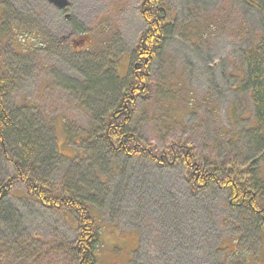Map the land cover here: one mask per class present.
<instances>
[{
	"label": "rangeland",
	"instance_id": "rangeland-1",
	"mask_svg": "<svg viewBox=\"0 0 264 264\" xmlns=\"http://www.w3.org/2000/svg\"><path fill=\"white\" fill-rule=\"evenodd\" d=\"M69 1L0 0V73L12 79L14 126L37 138L42 156L34 140L26 148L51 159L44 176L74 185L90 204L102 230L99 264H264V131L244 88L247 53L264 35L260 12L246 0H163L168 25L156 46L141 36L164 23L153 9L159 0ZM97 75H112L117 90L101 88ZM134 82L150 96H139L130 125L146 152L127 157L101 133L112 97ZM176 150L193 162L172 160ZM165 153L172 162L159 166ZM205 163L238 170L194 193L186 173ZM13 173L0 146V181ZM34 200L19 181L0 206V254L8 259L4 250L26 239V263L41 254L37 264H64L68 257L50 248L75 241L74 211Z\"/></svg>",
	"mask_w": 264,
	"mask_h": 264
},
{
	"label": "trees",
	"instance_id": "trees-1",
	"mask_svg": "<svg viewBox=\"0 0 264 264\" xmlns=\"http://www.w3.org/2000/svg\"><path fill=\"white\" fill-rule=\"evenodd\" d=\"M246 1L250 6L260 12V16L264 20V0ZM153 9H155V11L159 14L161 20H164V23L158 22L157 24H153V28L151 29L147 27L148 30L143 33L141 37L143 40L145 36H154V44L157 46L161 45L163 43V39L165 38L167 30L165 27L168 25L166 14L167 9L163 0H159V3L156 4ZM149 32L151 33L149 34ZM247 55L248 68L246 74L248 75V79L246 84H244V88L246 91L248 90L251 93L255 109V121L258 123L259 130L264 131V35L261 37L258 45L251 50L249 54L247 53ZM150 61L151 58L148 57L146 64H149ZM87 73L88 79L90 80L87 81V92L92 96L93 91L95 90L93 86L96 81L93 82V79L90 78L89 72ZM138 76L139 72L135 77L136 82H138ZM97 77V83L100 85L107 82V84L117 90L116 88L118 82H116V79L113 78L112 75H104L103 77L106 81H101L102 78L99 75H97ZM11 85V77L7 73H0V146L3 156L9 160L14 167V173L6 179L0 181V206H2V204L4 206L5 199L12 193V189L17 182L22 181L27 186L28 195H30L31 199H35L34 201H37L36 203H40L47 209H56V211L63 210L65 213L67 210L74 211L72 216L74 217V222L78 227V234L75 241L73 243H69L68 245L63 243L59 244L55 246L54 249L50 248V250H53L56 254L62 255L64 258L68 257L67 260H64V262L66 261L64 264H99L98 250L102 246V230L97 223L96 216L94 215L90 204L86 201V197L81 195V191L77 190L74 185L71 187L69 183L65 182L61 185V187H58L50 182L48 177L44 176L46 171L44 170L45 172H42L43 166H46L51 159H49V157L46 159L45 157L34 158L33 154L28 150V148H26V146L32 145L34 140V150L35 153H37L36 156H42L40 150H43V147H41L37 138L35 139L32 137V134L22 132V130L17 131L18 129L14 126L16 121L14 120V116L7 106L6 101ZM102 85L101 88H103ZM144 85L145 84L140 87L138 83H131L130 87L124 88L120 98L112 97L111 102H117V104L110 110L111 113L109 111V115L104 117L106 128L104 132L101 133L103 141L110 150L117 153L123 151V154L127 157H131L135 153L140 154V152H146V149H144L145 143L143 142V139L136 138V135L130 126L133 116L137 111L139 96L145 98L150 97L149 93L142 91ZM88 98L91 97L83 99L84 103L87 102ZM105 100L107 99L104 98V101ZM25 105L28 106L26 103ZM111 114L114 115L112 116ZM118 116L121 118L123 117L122 121H111V117L117 119ZM9 136L16 140L15 143L18 144L17 146L20 147V149L22 148L21 155L15 156L13 155L11 149H9ZM48 150L49 148L46 149V151ZM190 150L191 149H188L189 152ZM60 152L59 145L58 148L56 145V151L53 152L54 158L60 159L62 156ZM190 154L191 153H186L185 151L184 153H181L180 150L170 153V155L173 156L172 160L177 157L178 161L182 160L184 163L193 162V160L189 159ZM150 155L152 156V154ZM63 157L67 158L66 156ZM155 159H157L159 166H164L165 163L168 165L172 162L167 153ZM237 170L238 169L234 163L229 165L222 164L215 168L206 164L205 167L200 170H198V168H190L189 173L187 172L186 174L187 180L193 184V188H190L194 193H196L212 185L220 186V177H224L226 175L227 178H229L228 175L236 173ZM240 190H242V199L246 200V193L248 192L247 189L243 188ZM65 208L67 210H65ZM3 210L4 209L0 207V219H4L6 214ZM36 236L33 238H36ZM26 242H28L26 239L19 240L16 238L15 241L12 242V245H10L7 250H4L5 252H3L7 255L8 259L5 260L3 255L0 254V264H37L38 260L42 256L41 254L29 263L24 261L22 254L26 251ZM49 264H56V261Z\"/></svg>",
	"mask_w": 264,
	"mask_h": 264
},
{
	"label": "water",
	"instance_id": "water-1",
	"mask_svg": "<svg viewBox=\"0 0 264 264\" xmlns=\"http://www.w3.org/2000/svg\"><path fill=\"white\" fill-rule=\"evenodd\" d=\"M50 1L56 4V6L59 8H65L70 4L69 0H50Z\"/></svg>",
	"mask_w": 264,
	"mask_h": 264
}]
</instances>
